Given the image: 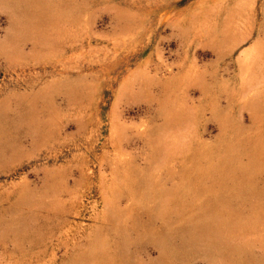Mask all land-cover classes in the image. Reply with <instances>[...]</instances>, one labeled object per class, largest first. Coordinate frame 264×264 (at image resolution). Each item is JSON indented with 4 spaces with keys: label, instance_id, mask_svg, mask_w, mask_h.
I'll return each instance as SVG.
<instances>
[{
    "label": "rangeland",
    "instance_id": "374dc122",
    "mask_svg": "<svg viewBox=\"0 0 264 264\" xmlns=\"http://www.w3.org/2000/svg\"><path fill=\"white\" fill-rule=\"evenodd\" d=\"M0 264H264V0H0Z\"/></svg>",
    "mask_w": 264,
    "mask_h": 264
}]
</instances>
